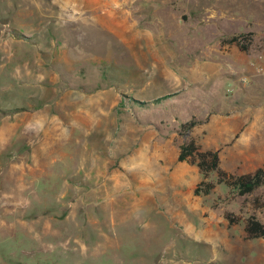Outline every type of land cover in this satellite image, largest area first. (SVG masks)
<instances>
[{"label":"rangeland","instance_id":"obj_1","mask_svg":"<svg viewBox=\"0 0 264 264\" xmlns=\"http://www.w3.org/2000/svg\"><path fill=\"white\" fill-rule=\"evenodd\" d=\"M188 138L264 168V0H0V264H264Z\"/></svg>","mask_w":264,"mask_h":264},{"label":"trees","instance_id":"obj_2","mask_svg":"<svg viewBox=\"0 0 264 264\" xmlns=\"http://www.w3.org/2000/svg\"><path fill=\"white\" fill-rule=\"evenodd\" d=\"M243 34L232 35L224 41L234 43L242 50H246L248 44L241 43L239 38ZM194 125V122L184 123L186 131ZM178 160L189 161L197 166L202 174L201 182L194 189L195 194H208L215 184H221L234 190L238 195L249 194L257 187L264 185V168H256L253 172L243 174H230L220 167L219 154L216 150L202 149L194 138L185 140L179 148ZM214 175V177H209ZM214 181H213V180ZM245 231L251 238L264 235V224L253 216L246 219Z\"/></svg>","mask_w":264,"mask_h":264}]
</instances>
